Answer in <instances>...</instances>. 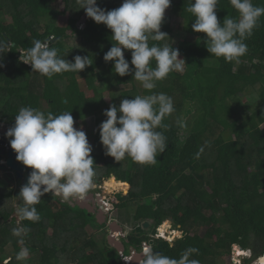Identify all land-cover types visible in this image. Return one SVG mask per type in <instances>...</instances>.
<instances>
[{
  "label": "trees",
  "instance_id": "1",
  "mask_svg": "<svg viewBox=\"0 0 264 264\" xmlns=\"http://www.w3.org/2000/svg\"><path fill=\"white\" fill-rule=\"evenodd\" d=\"M54 1L0 0V40L8 46L0 58L4 65L0 67V117L11 126L24 106L41 110L46 103L49 108L45 114L71 111L78 119L98 116L101 120L112 104L119 106L123 99L141 95L131 74L119 76L114 62L104 60L115 43L111 30L87 17L76 0H62L61 12L53 6ZM189 2L172 0L168 8L171 15L165 16L161 28L169 37L159 42L149 40L150 45L171 44L172 18L182 20V30L177 32L182 39L173 47L186 57L184 70L171 72L151 90L166 93L174 101L175 111L163 121L168 127L157 129L167 137V150L157 154L155 164L136 163L127 156L117 162L105 154L99 130L91 155L95 163L105 164V175H115L131 186L120 208L129 212L126 215L134 227L151 222L155 233L154 229L171 219L175 230L187 233L184 239L171 243L153 237L154 251L179 259L185 249L196 247L198 254L190 258L200 264H220L238 246L252 251V260L245 261L251 264L264 256V16L245 41L247 53L239 62H226L204 50L206 34L193 31L195 17L186 11ZM122 3L98 0V6L106 10ZM253 3L264 7V0ZM217 7L221 23L227 16L238 17L229 0H219ZM67 14V25L57 26V17ZM84 16L86 22L79 29ZM35 39L47 41L70 62L76 55L89 56L92 65L80 73L64 72L52 78L33 72L30 65L19 61L17 49L31 47ZM125 58L131 61L130 51L125 50ZM254 94L256 102H244V97ZM195 103L209 104L205 121L199 118L202 113ZM12 193L0 180V218L4 220L0 248H11L14 253L4 258L1 255L6 252L2 251L0 264H112L114 256L107 242L99 248L96 241H89L86 221L82 224L70 206L51 217L48 204L54 197L50 193L35 205L40 220L22 221L28 229L23 242L30 259L18 262L15 256L20 251V238L12 231L17 225L9 223L11 213L1 204L4 199L8 202ZM133 205H137L134 213ZM49 229H53L52 236L47 234ZM148 239L142 233L131 236L137 244Z\"/></svg>",
  "mask_w": 264,
  "mask_h": 264
},
{
  "label": "clouds",
  "instance_id": "2",
  "mask_svg": "<svg viewBox=\"0 0 264 264\" xmlns=\"http://www.w3.org/2000/svg\"><path fill=\"white\" fill-rule=\"evenodd\" d=\"M76 2L87 17L106 25L112 32L111 40L115 43L105 53V62H114L116 74L121 77L131 74L143 89L150 92L133 99L125 98L119 106L112 104L104 111L107 119L100 125V139L105 154L117 162L127 156L136 163L155 164L157 154L168 148L167 137L157 129L168 127L163 121L175 111V107L171 96L151 90L156 88L157 81L165 79L171 72H182L186 62L179 49L173 47V42L149 44V40L159 42L169 37L161 28L172 0H123L120 7L112 10L99 7L98 0ZM218 3L219 0H190L186 11L195 17L191 27L197 33L206 34L204 42L211 55L222 57L226 62H239L248 51L245 41L253 35L261 16H264V7L255 5L253 0H229L238 17L227 16L221 23L216 11ZM7 47L0 40V58L8 52ZM17 50L20 51V62L48 78L64 72L80 73L92 65L89 56L76 55L74 62L61 58L55 47L39 39L33 40L31 47ZM125 50L131 52L130 62L125 58ZM3 66L0 63V67ZM75 123L71 111L54 115L24 106L15 115V123L7 130L6 137L17 154V161L32 169L28 183L19 192L24 205L17 209L21 221L40 220L35 205L46 193L61 197L62 202H70L75 198L83 199L93 187V148L86 132L82 127H75ZM180 126L185 125L181 123ZM12 231L23 243L27 227L18 223ZM166 237L171 235L167 233ZM244 251L248 253V250ZM198 252V248L188 247L177 259L154 251L146 242L138 254L141 257L139 264H200L199 260L190 258ZM28 255V249L22 247L15 259L22 262ZM248 255H245V261L252 260L253 253ZM258 259L264 262V256Z\"/></svg>",
  "mask_w": 264,
  "mask_h": 264
},
{
  "label": "flooded vegetation",
  "instance_id": "3",
  "mask_svg": "<svg viewBox=\"0 0 264 264\" xmlns=\"http://www.w3.org/2000/svg\"><path fill=\"white\" fill-rule=\"evenodd\" d=\"M10 127L12 126L7 121H4L2 117H0V164L6 163L7 161L8 162L11 161L14 155L15 162L19 166H21L22 171L20 172V171H14L13 169H8L7 172L2 173V176H0V180L2 184H5V187L9 191H13L12 198L9 199L8 202H4L5 200L4 199L1 202V204L3 207H6L7 213L8 212L11 213L9 223H11L10 221L13 218V216L18 217L19 223H22L17 213V209L21 208L22 201H20L19 196L17 197L15 195L16 193L20 192V189L22 186L28 183V177L32 169L28 168L27 166L23 165L21 162L17 161L16 159L17 154L11 148L9 138L6 137V132ZM2 153L4 154V156L2 155ZM103 167H104V164H101V163H94L93 165V168L95 170L93 187L83 198L84 200L87 199L86 204H90L91 206V208H88V211H86V209H83L84 207H86V205L83 206V201H82L83 199H80V198L72 199L70 202H62L61 197L57 196V197H54L56 198V201L54 202L52 200L51 202L61 206V211L65 209L64 207L65 205H68L71 208L72 206L76 205V208L85 210L87 214L89 215V217H92V219L94 220V222L91 223L90 225L88 221L86 220L85 230L88 233V236H92L93 239H94V236L97 239H102L100 241V245H102V247H106L104 246L103 242H107L108 248L111 250H114L117 253V255L120 257L121 262L114 261L112 262V264H125V263L132 264L135 255L139 254L142 251L143 245L146 242L149 244L153 242V245H154V241L152 240V238L156 235L158 227L156 228V230L154 229L155 233H152V229H153L152 223L145 222V223H149V226H150L149 228L147 229L144 228L145 223L140 224L136 227L130 226L129 228L130 232L128 233L126 232V229H125V226H128V223L126 222V218L123 219L124 221L123 223L125 224V226L121 225L117 219L114 220V217H113L114 214L117 212V210L118 212L122 210L120 208L122 206V202H123L122 200H124L129 195L131 188H130L129 193H126L123 190V188L117 191L109 192L106 186L108 181L116 180L117 182H120L123 184H127V183L119 181L115 175H109V176L105 175ZM48 208H49V204H48ZM13 211H14V214H13ZM3 222L4 220L0 218V224H2ZM94 223L100 226L101 229L93 233L94 228H95ZM167 227L170 233L174 234L176 233V231H178L179 234H181V237L175 238L174 241L176 239H182L183 231L181 229H178L175 231V229L173 228L172 221H171V225L167 224ZM118 229L120 232L117 231ZM142 229L145 230V232H143ZM141 233L145 234L150 239H148L147 241L143 240L139 244H137L136 242L133 243V241H131V236L133 234L138 235ZM99 234H102L105 237H98L97 235ZM111 235L115 236L116 239L124 245V252H118L116 249L112 248L108 244V237ZM95 241L96 243L98 242V240H95ZM23 244L26 246L25 242H23ZM127 245L129 246L128 248H127ZM153 245L151 244V246ZM108 248H105V251H108ZM234 254H235L234 256L236 257V253ZM123 258L126 259L127 261H125Z\"/></svg>",
  "mask_w": 264,
  "mask_h": 264
},
{
  "label": "rangeland",
  "instance_id": "4",
  "mask_svg": "<svg viewBox=\"0 0 264 264\" xmlns=\"http://www.w3.org/2000/svg\"><path fill=\"white\" fill-rule=\"evenodd\" d=\"M53 6L58 10V11H63L64 10V5H63V1L62 0H55L54 2H53ZM168 15H171V10H169V9H167L166 10V13H165V16H168ZM68 18H69V16H68V14L66 15V16H58L57 17V26H66L67 25V21H68ZM7 19L9 20V18L7 17ZM83 24L84 23H82V24H79V29H82V26H83ZM182 20L181 19H179V18H176V17H173L172 18V22H171V29L173 30V40H172V42H173V45L174 46H176V45H178L179 44V42L181 41V39H182V35H180L179 33H177V32H179V31H181L182 30ZM204 50H207V48H206V45H205V43H204ZM180 55H181V58L182 59H186V57H185V55L183 54V53H181L180 52ZM108 81V80H107ZM81 82H83V81H81ZM138 88H139V93L141 94V95H144V93L146 92V93H148L149 91L148 90H145V89H143V87H142V85H141V83L138 81ZM96 86L98 87V83H96ZM100 89H101V87H99ZM86 95H91V93H89V92H87V94ZM106 99H107V102L109 103L110 102V97L109 96H106ZM258 99V96L256 95V94H254V95H248V96H246V97H244L243 98V100H244V102H248V103H250V104H252V103H254V102H256L255 100H257ZM196 105H197V103H195ZM194 104V105H195ZM198 107H199V113H202V115L201 116H199V118L200 119H202L203 121H205V118H206V114H207V112H208V109H209V104L208 103H206V104H204V106L202 105V103H199V105H197ZM49 108V106L45 103H43L42 104V107H41V111H44V110H47ZM200 109H201V111H200ZM74 113V112H73ZM73 115V117H74V120H75V127H77V128H83V130L86 132V134H87V137H88V140H89V143L92 145V142H93V140H94V138L96 137V135L99 133V130H100V126H99V123L97 124H93L92 123V117H87V118H85V119H78V114H76V113H74V114H72ZM205 115V116H204ZM98 117V116H97ZM107 119V117H105L103 120L105 121ZM104 166H105V164H104ZM96 172H97V170H96ZM0 176H2V173H0ZM120 183V182H119ZM117 189H115L114 191H117V190H120V189H122L123 188V190L126 192V193H129V191H130V188H131V186L129 185V190H128V188H127V184H123L122 183V186L121 187H116ZM110 192H112L111 190H110ZM46 196H48V194L46 193L45 195H44V197H46ZM53 201L55 202L56 201V198H53ZM136 206L137 205H133L132 206V208H134V210H131L132 211V213H134V211L136 210L135 208H136ZM49 209L51 210V217L52 218H55L56 217V215H57V213L58 212H60L61 211V206H59L58 204H54L53 202H51L50 203V205H49ZM72 211H73V213L76 215V216H79L78 218L80 219L79 221L80 222H82V224L84 223V221H88V223H89V225L91 224V223H93L94 222V220L92 219V217H89V215L87 214V210L85 211V210H81V209H79V208H73L72 207ZM207 213V212H206ZM126 214H129V212H127V210H120L119 212H118V210H117V212L114 214V220H118V222L121 224V225H123V226H125V224L123 223L124 221H123V219L124 218H126V222L128 223V226H125V229H126V232H130V226H135V224L134 223H130V222H132V218L131 217H129V220H128V216L126 215ZM11 224H16V225H18V223H19V218L18 217H16V216H13V218L11 219ZM167 224L168 225H171V219H169V220H167L163 225H161L160 226V229H162L163 230V232H166V233H168V235H171V237L170 238H172V240L174 241V239L175 238H179V237H181V234H179V232L178 231H176V234L174 233H170L169 232V230L167 229L168 227H167ZM84 226H85V224H84ZM94 231H93V233L94 232H97V231H99L100 229H101V227L100 226H98L97 224H95L94 223ZM142 231L143 232H145V230H143L142 229ZM201 232V231H200ZM87 233V232H86ZM118 233V232H117ZM178 233V234H177ZM47 234L49 235V236H52V234H53V229H49L48 230V232H47ZM194 233H192V235H193ZM98 237H105L104 235H102V234H99V235H97ZM94 239L95 240H98V242L97 243H95L97 246H99V248H104V247H102V245H100V241L102 240V239H97L95 236H94ZM93 239V237L91 236V239L89 240V241H91V240H94ZM94 240V241H95ZM17 246L21 249L22 247H24V248H26V246L23 244V243H21V242H18L17 243ZM129 246L127 245V248H128ZM236 248V247H235ZM1 250H0V254H1V252L2 251H5L4 253H5V255L4 254H2L1 255V257H4L5 258V256H10L11 254H12V250H11V248H9V249H4L3 248V250H2V248H0ZM14 249V248H13ZM236 250V249H235ZM240 250L239 249H237V251H236V253H238ZM249 254H252V251L251 250H248L247 251ZM112 254V256H114V258H113V262L114 261H119V262H121V260H120V257L117 255V253L114 251V250H112V252H111ZM12 255H14V253L12 254ZM235 254H234V249H233V253L231 254V255H226V256H224L223 258H222V262L220 263V264H235V262L237 261L236 260V257L234 256ZM241 256H244V254H240ZM236 256H239L238 254H236ZM246 256H248L249 257V255H246ZM107 258H109V257H107ZM27 259H30V255H28V257H27ZM82 261V260H81ZM7 262V261H6ZM5 262V263H6ZM72 264H75V263H72Z\"/></svg>",
  "mask_w": 264,
  "mask_h": 264
},
{
  "label": "water",
  "instance_id": "5",
  "mask_svg": "<svg viewBox=\"0 0 264 264\" xmlns=\"http://www.w3.org/2000/svg\"><path fill=\"white\" fill-rule=\"evenodd\" d=\"M86 19H87V17L84 16L83 19L80 21L79 24L85 23V22H86ZM13 45H14V44H13ZM19 52H20V51H19ZM2 155L4 156L3 153H2ZM8 169H13L14 171H20V172L22 171L21 166H19V165L15 162L14 155H13L11 161H9V162L7 161L6 163L0 164V173L7 172ZM91 189H92V188H91ZM91 189H90V190H91ZM90 190H89V191H90ZM89 191H88V192H89ZM15 196L18 197V196H19V193H16ZM82 201H83V206H84V205L87 206V204H86L87 199L82 200ZM84 202H85V203H84ZM83 206H81V207H83ZM72 207H73V208H76V205H74V206H72ZM86 210L88 211V209H86ZM149 227H150V226H149V223H145V224H144V228H145V229H147V228H149ZM117 231H119V229H118ZM119 232H120V231H119ZM182 235H183V236H182V239H183V238H185V237L187 236V233L183 232ZM108 244H109L112 248L116 249L118 252H124V245H123L120 241H118V240L116 239L115 236L111 235V236L108 237ZM151 244L153 245V242H151ZM237 248H238L239 250H242L240 247H237ZM140 259H141V257H140L138 254H136L135 257H134V259H133L132 264H139ZM2 264H6V263H2Z\"/></svg>",
  "mask_w": 264,
  "mask_h": 264
},
{
  "label": "built area",
  "instance_id": "6",
  "mask_svg": "<svg viewBox=\"0 0 264 264\" xmlns=\"http://www.w3.org/2000/svg\"><path fill=\"white\" fill-rule=\"evenodd\" d=\"M158 234L157 235H155V238H157V239H163L164 238V240H166V241H168V242H172L173 240L170 238V237H166V232H163V230L162 229H158ZM236 246H234L233 247V249H234V253H236V251H235V248ZM238 249V248H237ZM236 254H244V256H236V262H235V264H246L245 263V260H244V257H245V255H248V253H246L244 250H240V252H238V253H236ZM125 264H127V263H125ZM251 264H261L260 263V259H257V261H254L253 263H251Z\"/></svg>",
  "mask_w": 264,
  "mask_h": 264
},
{
  "label": "bare ground",
  "instance_id": "7",
  "mask_svg": "<svg viewBox=\"0 0 264 264\" xmlns=\"http://www.w3.org/2000/svg\"><path fill=\"white\" fill-rule=\"evenodd\" d=\"M107 190H109V192H110V190L111 191H114L115 189H117L116 187H121L122 186V183H119V182H117L116 180H111V181H108L107 182ZM129 187V185H127V188ZM168 229V228H167ZM176 234V233H175ZM178 234V233H177ZM172 239V238H171ZM240 252V251H239ZM260 263L261 264H264V262H262V261H260Z\"/></svg>",
  "mask_w": 264,
  "mask_h": 264
},
{
  "label": "crops",
  "instance_id": "8",
  "mask_svg": "<svg viewBox=\"0 0 264 264\" xmlns=\"http://www.w3.org/2000/svg\"><path fill=\"white\" fill-rule=\"evenodd\" d=\"M92 119H93V120H92V123H93V124H96V123L98 124V123H99V126H100V125H101L100 122H103L104 117L101 118V120H99L98 117H97V118L95 117V118H92ZM83 200H84V199H83ZM88 203H90V202H88ZM88 208H91L90 204H87V206L84 207L83 209H88Z\"/></svg>",
  "mask_w": 264,
  "mask_h": 264
}]
</instances>
